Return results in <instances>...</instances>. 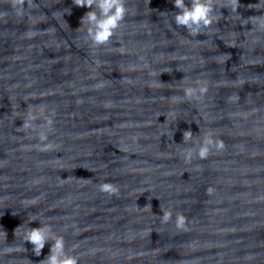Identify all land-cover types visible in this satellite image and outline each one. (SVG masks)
Returning a JSON list of instances; mask_svg holds the SVG:
<instances>
[{"label":"water","instance_id":"1","mask_svg":"<svg viewBox=\"0 0 264 264\" xmlns=\"http://www.w3.org/2000/svg\"><path fill=\"white\" fill-rule=\"evenodd\" d=\"M213 2L193 36L172 0H127L96 46L86 6L0 0V264H42L53 241L21 238L40 222L80 264H264V0ZM209 132L224 147L187 158Z\"/></svg>","mask_w":264,"mask_h":264},{"label":"clouds","instance_id":"2","mask_svg":"<svg viewBox=\"0 0 264 264\" xmlns=\"http://www.w3.org/2000/svg\"><path fill=\"white\" fill-rule=\"evenodd\" d=\"M75 5L81 7H88L87 11L81 17V27L86 28V38L94 45L100 46L108 43L121 27L122 22L126 16L129 15V8L127 7V0H73ZM175 8L178 10L173 15L175 25L183 26L187 32L196 36L202 32L203 29L208 28L212 23L218 19L217 8L213 0H172ZM231 11L236 12L239 7V0H230ZM12 9L17 15L24 13V0H15ZM67 11H69L67 9ZM168 15V13H162ZM220 14H222L220 12ZM63 15V12L61 13ZM206 91L204 87H187L185 88V97L199 98L200 95ZM35 119L34 116L29 117V120ZM49 120L48 124L51 125ZM24 127H29L28 121H24ZM192 132L186 130L184 132V142L192 139ZM41 141L47 139L44 133L40 134ZM224 147L223 141L213 137L209 132L202 142H199L194 147L185 149L186 157L192 158L193 154H198L200 159H205L215 148L217 151ZM82 179V178H81ZM117 186L105 182L100 185V191L113 194L117 192ZM211 191V189H209ZM30 203L34 204L35 200ZM149 206V205H146ZM162 210V222L167 223L172 219L173 211L171 209ZM38 216H32L30 221L38 220ZM175 225L177 229L186 230V218L182 214H177L175 217ZM19 228V227H17ZM7 236L6 232H4ZM16 235V230H15ZM23 241H29L33 245L34 253L41 255L42 249L46 243L53 241L49 253L43 259L42 264H80V256L73 254L75 251L66 249V242L63 235L58 234L53 230L51 224L40 222L39 227H27L22 235ZM77 245H73L75 249Z\"/></svg>","mask_w":264,"mask_h":264}]
</instances>
